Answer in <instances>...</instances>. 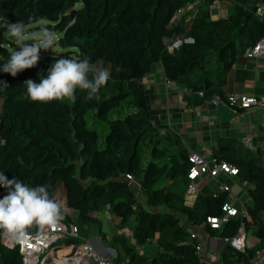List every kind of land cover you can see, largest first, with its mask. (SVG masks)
<instances>
[{"label": "trees", "instance_id": "trees-1", "mask_svg": "<svg viewBox=\"0 0 264 264\" xmlns=\"http://www.w3.org/2000/svg\"><path fill=\"white\" fill-rule=\"evenodd\" d=\"M192 1L0 0L1 18L22 20L29 29L36 25L30 17L45 20L47 27L60 34L58 45L67 51L40 54L35 67L16 77L0 72V80L9 86L0 91V172L8 180L15 177L30 186L49 185L53 197L61 186L71 211L64 217L76 223L81 240L89 238L91 223L99 222L105 211L118 230L133 217L134 245L145 248L154 241L160 250L140 253L130 238L121 233L107 236L99 229L98 236L116 251L117 264L125 256L127 264H206L189 240L190 229L200 226L209 235L231 237L242 220L246 228L256 229L260 244L264 242V167L253 157L237 154L233 141L216 143L213 158L238 168L239 179L250 184L246 192L251 202L246 203L243 219L231 218L220 230L212 229L206 217L221 214L227 193H209L197 207L188 206L183 199L188 153L171 131L159 136L151 123L141 79L154 64L161 62L168 79L195 92L223 95L212 89L215 76L229 69L235 54L244 53L264 36V18L256 13L261 0H237L224 17L211 18L206 6L189 19L175 21L177 9ZM187 35L194 38L193 43L173 53L166 51L170 37ZM9 54L5 45L0 47V63ZM67 55L77 60L87 57L94 66L110 71L111 78L98 98L85 100L86 93L77 91L75 104L29 101L23 81L39 83L55 59ZM159 138L166 139L172 149L167 161L158 147ZM144 139L151 142L152 150L142 164ZM126 175L139 182L144 201ZM161 179L166 183L159 185ZM7 192L0 190V198ZM253 251L235 252L225 245L220 253L227 264H233L235 255L248 264ZM0 264L26 263L17 248L0 242Z\"/></svg>", "mask_w": 264, "mask_h": 264}, {"label": "built area", "instance_id": "built-area-1", "mask_svg": "<svg viewBox=\"0 0 264 264\" xmlns=\"http://www.w3.org/2000/svg\"><path fill=\"white\" fill-rule=\"evenodd\" d=\"M209 0H193L186 3L183 7L177 9L175 13V21H179L184 16L192 17L203 4ZM215 0H211L210 7ZM212 7V6H211ZM256 13L263 17L264 3L260 2L257 6ZM194 38L190 35L182 37H170L165 43L166 51L173 53L182 45L191 44ZM244 55L247 58H257L264 55V36L261 37L255 44L248 47ZM196 95L205 103L214 106L224 104L233 109H248L251 107L264 104V95L259 97L255 95L244 94H218L214 93L206 96L203 90L195 92ZM244 144L248 145L249 139H243ZM190 164L185 176V187L183 191L184 202L190 207H197L196 195L199 192V183L206 180L212 181L215 189L210 194L216 196L219 191L227 193V200L221 206L220 215H209L206 217V224L212 229L220 230L223 224L227 223L231 218L243 219L246 216V203L241 202L237 195L232 192V185L227 182L229 178H235L237 185L244 192L250 186L246 181L239 179V170L232 163L219 160L217 158H207L205 155L198 152H190L187 156ZM264 161V156H263ZM126 177L133 181L131 175ZM0 190L6 188L0 187ZM238 206L236 203H238ZM261 223L264 229V213L261 216ZM201 233H200V232ZM28 235L22 238L19 242L12 243L0 235V242L8 248H17L22 261L26 264H117L115 263V253L106 252L98 254L89 239H82L78 226L72 221L66 222L61 220L52 228L38 229L35 225L27 229ZM202 226L196 229H190V239L195 250V254L199 259L206 264H227L221 258V253L218 259L212 260L213 256L210 253L221 252L225 245H228L235 252L246 253L248 248H252L253 254L249 256L248 264H264V242L260 244V239L256 236L254 227L246 228L245 224L240 222L237 232L231 237H219V242L222 247L217 249L218 243H214V251L210 250V245L213 243L212 237L208 233L206 237L202 235ZM80 239V240H78ZM63 241L61 244H57ZM139 250H144L143 246H137ZM237 255L234 256L233 264H244V261L237 260ZM121 264H127L122 262Z\"/></svg>", "mask_w": 264, "mask_h": 264}, {"label": "crops", "instance_id": "crops-1", "mask_svg": "<svg viewBox=\"0 0 264 264\" xmlns=\"http://www.w3.org/2000/svg\"><path fill=\"white\" fill-rule=\"evenodd\" d=\"M235 1L237 3V0ZM261 2L264 3V0ZM213 4L209 7L211 18L227 15L221 4L214 5L215 7ZM215 77L212 89L222 94H244L257 97L264 95V55L247 58L244 53H237L229 69ZM141 83L146 93L151 123L161 134L171 131L179 146L187 153L198 152L207 158H213L216 143L233 141L237 154L243 157H253L264 167L262 159L264 156V104L248 109H233L224 104L217 106L205 104L189 86L168 79L161 62L153 65L150 71L142 77ZM243 139H249L248 145L244 144ZM211 182L205 179L199 183L200 188L196 195V202L199 205L201 198L214 189L215 186ZM227 182L232 185V192L237 197L244 192L237 185L235 178H228ZM62 191L58 188L54 198L60 196L63 198L59 202L62 205L64 217L71 211L66 206L65 191ZM105 215L109 218L107 214ZM133 221L132 217L130 223L122 230L117 229L116 233L131 234L130 225ZM202 235L206 237L205 232H202ZM209 237H212L213 241L210 245L211 251L216 250L214 243H218L217 249L222 247L217 235H209ZM88 239L98 254L110 252L108 250L110 246L101 238L89 237ZM132 242L134 241L131 240L129 243L132 244ZM135 247L138 252L142 253V250L139 251L137 246Z\"/></svg>", "mask_w": 264, "mask_h": 264}, {"label": "clouds", "instance_id": "clouds-1", "mask_svg": "<svg viewBox=\"0 0 264 264\" xmlns=\"http://www.w3.org/2000/svg\"><path fill=\"white\" fill-rule=\"evenodd\" d=\"M38 27L29 29L22 20L5 21L3 34L12 38L15 45L8 59L0 63V72L16 77L18 73L35 67L41 51L58 46L59 36L49 27H40L42 21L29 18ZM3 45H0L2 47ZM18 49V50H17ZM110 71L94 66L89 58L75 59L61 56L51 64L40 82L23 81L25 96L31 102L70 101L75 104L77 91L86 93L85 100L98 98V93L110 80ZM0 80V91L8 88ZM0 187L8 189L0 198V235L10 244L19 242L28 235L27 229L35 225L38 229L52 228L63 219L62 205L49 192V185L30 186L13 177L8 180L0 172Z\"/></svg>", "mask_w": 264, "mask_h": 264}, {"label": "rangeland", "instance_id": "rangeland-1", "mask_svg": "<svg viewBox=\"0 0 264 264\" xmlns=\"http://www.w3.org/2000/svg\"><path fill=\"white\" fill-rule=\"evenodd\" d=\"M217 4V5H216ZM221 4V6H222V9L225 11V13H227V15L232 11V9H233V7L235 6V4H236V1L235 0H215V3L213 4V6L215 5V6H219ZM208 7L209 5L207 4V2L205 3V4H203L202 6H201V8L203 9V8H205V7ZM214 6V7H215ZM210 12V11H209ZM210 15H211V13H210ZM211 17V16H210ZM186 19H188V17H186ZM5 21H8V20H6V19H4V18H1L0 17V44H2V45H5L7 48H8V50L11 52L12 50H13V48L15 47V45L12 43V38H10V37H7V36H5L4 34H3V32H4V22ZM40 21H42V23L39 25L40 27H47V21H45V20H40ZM34 28H36V30H38V27L35 25V27ZM60 34H58V36H59ZM18 50V49H17ZM63 51H65V53H67V51L66 50H63L59 45L57 46V47H55L52 51L51 50H48V51H41V53L40 54H52V53H59V52H63ZM67 57H70L69 55H67ZM3 111V107H2V104H1V102H0V114H1V112ZM160 135L159 136H164V134H161L160 132H158ZM160 140H161V142H160V145H158V147L162 150V153H163V156H164V161H167V157L170 155V153H172V149H171V147H170V145L165 141L166 139H163V138H159ZM163 140V141H162ZM141 152H142V164H145L146 162H147V160H148V158L150 157V155H151V150H152V144H151V142H149V140L148 139H144V140H142V143H141ZM166 183V181L165 180H163V179H161L160 180V182H159V185H163V184H165ZM213 185H214V183L213 182H211ZM139 182L135 179V180H133V181H131L130 182V186H131V188H132V190H134L136 193H137V195H138V197L142 200V201H144V199H143V193L141 192V190L139 189ZM215 186V185H214ZM181 185L179 186V189H181ZM59 189H62L63 191L62 192H64V189L61 187V186H59L58 187ZM214 189H215V187H214ZM247 192L245 191V192H242V193H240L239 194V200L241 201V202H244V203H250L251 201H250V198H249V196H248V193L246 194ZM60 198V199H59ZM56 200L58 199V201H62V197L60 196V197H58V198H55ZM237 204V206H238V204H239V202L238 203H236ZM105 214H107V216H109V218L108 217H106V215ZM105 214L103 213V215H102V220L101 219H99L100 221L99 222H96V223H91V225H90V233H89V237L90 238H92V239H100V237L98 236V230L99 229H102V231H104V232H106L107 233V236H112L113 234H117L116 233V228H115V226L112 224L113 222V220H112V216H111V214L108 212V211H105ZM69 216H71V215H69ZM64 220L66 221V222H68V220L64 217ZM130 227L133 229V225H130ZM131 229V230H132ZM200 232V231H199ZM201 233V232H200ZM121 235H124L125 237H127L128 239L130 238V241L132 240L131 239V234H126L125 235V233H122L121 232ZM78 240H80V239H78ZM189 240H191V239H189ZM129 241V242H130ZM63 241H59L57 244H61ZM134 242H132V244H133ZM104 244V243H103ZM134 245V244H133ZM136 245H134V247H135ZM136 248V247H135ZM143 249L145 250H143V252H144V254H148L149 255V253H148V251L147 250H150V249H152L153 251H157V249H158V251L160 250V248L157 246V244H155L154 243V241H152L151 243H148V244H146L145 245V248L143 247ZM211 254V256H214L213 258H212V260H216V259H218V257H219V254H220V251H219V253L218 252H213V253H210ZM124 262L125 261H127L128 260V257L127 256H125L124 257Z\"/></svg>", "mask_w": 264, "mask_h": 264}, {"label": "water", "instance_id": "water-1", "mask_svg": "<svg viewBox=\"0 0 264 264\" xmlns=\"http://www.w3.org/2000/svg\"><path fill=\"white\" fill-rule=\"evenodd\" d=\"M108 250L111 251L112 253H115V250H113L112 248L108 247Z\"/></svg>", "mask_w": 264, "mask_h": 264}]
</instances>
